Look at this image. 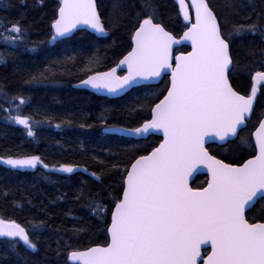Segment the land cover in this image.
<instances>
[{"label": "snow or ice", "instance_id": "6c2138e0", "mask_svg": "<svg viewBox=\"0 0 264 264\" xmlns=\"http://www.w3.org/2000/svg\"><path fill=\"white\" fill-rule=\"evenodd\" d=\"M37 3L42 5L43 0ZM177 3L187 22L181 40L190 42V52L173 56V45L181 40L159 22L156 0H140V11L134 13L131 23L127 54L108 71H93L92 65L99 63L94 57L82 69L92 74L77 87L105 90L113 96L159 78L162 73H168L170 81L159 102L145 98L132 108L130 114L147 108L150 119L144 117L134 128L105 127L106 132L127 137L147 138L162 133L163 139L151 151L145 150L146 154H138L126 163L121 191L113 198L111 209L95 200L89 202L87 206L103 219L109 239L103 246L69 251V264H264V223L250 222L245 214L257 202L264 201V119L258 121V127L248 136L242 135L254 110L258 86L264 87V70L251 74L247 95L236 91L231 82L249 68L238 67L234 61L231 50L234 38L257 34L264 37V14L250 5L256 15L253 21L238 0H226L232 13L237 16L243 13L244 22H238L228 16L221 18L209 0H191L190 4L177 0ZM127 19L128 13L120 0H115L108 15L99 10L97 0H59L47 43L70 42L74 32L83 29L107 36L110 27L118 28ZM228 25L231 31L226 32ZM26 34L27 28L20 20L6 24L0 19V45L11 48L7 56L0 52V64H6L7 57L26 44ZM27 50L36 51L34 47ZM261 52L264 55V50ZM72 60L74 57L52 61L48 67L31 74L25 83L54 78L56 68ZM121 66L126 73L117 75ZM11 100H19V104L16 115L10 119L33 137L32 117L21 111V105L28 101L22 96H13ZM100 119L105 120L103 116ZM230 138L240 139L253 148L252 158L236 166L217 159L206 147L210 141L227 142ZM3 162L14 169H34L37 165L49 168L39 156L9 157ZM200 166L207 169L209 179L206 187L193 188L188 180ZM117 167L118 163L111 165ZM52 170L74 171L70 165ZM90 175L100 179L94 172ZM44 223H32L30 235L25 227L0 217V238H11L13 251L22 242L36 252L33 235L44 228ZM207 244L211 253L205 260L201 246Z\"/></svg>", "mask_w": 264, "mask_h": 264}, {"label": "trees", "instance_id": "16d2710c", "mask_svg": "<svg viewBox=\"0 0 264 264\" xmlns=\"http://www.w3.org/2000/svg\"><path fill=\"white\" fill-rule=\"evenodd\" d=\"M115 0H97L104 15L112 11ZM128 19L118 28H109L105 38L79 31L70 42L47 43L51 35V24L59 7L57 0H0V19L7 24L17 20L27 28L26 44L6 64H0V217L13 220L25 227L32 235L31 224L44 221V228L33 235L38 251L32 252L22 243L11 249L10 239L0 238V264H69L67 254L73 249L84 250L92 246H103L108 240L103 219L93 213L87 205L95 200L111 209L113 198L121 191V175L126 163L138 154H146L156 147L160 138L131 140L107 135L102 130L108 125L137 127L143 118H150L145 108L131 113L145 98L156 103L165 94L168 82L163 79L156 86H145L131 90L119 99L109 100L84 90H75L72 85L83 80L90 72L82 69L90 57L98 58L93 71H106L114 67L130 50V29L134 13L140 11V0H120ZM221 18L228 16L232 21L244 22L231 12L226 0H209ZM245 6L247 14L256 20L250 5L264 14V0H238ZM8 5L5 8V5ZM158 20L167 31L179 37L186 25L179 17L177 6L172 0H156ZM239 11V9H237ZM223 23V19H222ZM231 31V25L224 29ZM35 48V52L28 51ZM232 56L238 67L248 65L232 79L236 91L246 95L251 88V74L264 70V37L257 34L234 38ZM11 48L0 45V52ZM182 47L175 52L185 53ZM57 67V75L38 83H25L31 74L48 67L52 61H67ZM5 93L7 95H5ZM264 87L260 92L252 117L242 133L248 136L263 113ZM22 96L28 102L21 105L24 115L32 117L33 137L27 136L22 125L16 124L11 116L16 115ZM104 117L102 122L100 117ZM71 121V123H67ZM60 127H56V125ZM84 124L81 128L79 125ZM211 154L225 163L240 165L252 157L253 148L241 143L240 139L228 142L223 147H209ZM39 156L48 169L37 168L33 172L19 171L3 161L7 158ZM119 164L111 168L112 164ZM61 165H70L74 171H53ZM83 169H87L84 171ZM96 173L100 177L90 175ZM204 182L196 178L191 185L201 187ZM7 193L4 196L3 193ZM77 197H80L77 199ZM250 222H264V202L247 212ZM110 220V213L107 216ZM79 230V231H77Z\"/></svg>", "mask_w": 264, "mask_h": 264}, {"label": "water", "instance_id": "95a60500", "mask_svg": "<svg viewBox=\"0 0 264 264\" xmlns=\"http://www.w3.org/2000/svg\"><path fill=\"white\" fill-rule=\"evenodd\" d=\"M58 2H59V0H57ZM172 2L177 6V8H178V11H179V17L181 18V20H182V22L184 23V24H186L187 22L186 21H184V19H183V15L182 14H180V8H179V4L177 3V0H172ZM191 3V0H186V4H190ZM193 11V16H194V10H192ZM79 31H84V32H87V33H91V34H93V35H95L97 38H105L106 36H98V35H96V34H94L91 30H87V29H83V30H77V31H75L74 32V34L76 33V32H79ZM186 31V30H185ZM183 33H184V31H183ZM183 33L178 37V38H176L175 36V38L177 39V40H181V37L183 36ZM73 34V35H74ZM131 43V42H130ZM181 47H187L188 48V52H190L192 49H191V44H190V42H187V41H183V40H181V42L179 43V44H176V45H173V56H175L174 55V51L176 50V49H180ZM187 53V52H186ZM186 53H183V54H186ZM127 54V53H126ZM125 54V55H126ZM180 54H182V53H178V54H176V55H180ZM123 58V57H122ZM121 58V59H122ZM120 59V60H121ZM119 60V61H120ZM119 61H118V63H119ZM117 63V64H118ZM116 64V65H117ZM115 65V66H116ZM114 66V67H115ZM113 68V67H112ZM106 71H108V70H106ZM103 72V71H102ZM126 73V68L124 67V66H121V68L120 69H117V75H124ZM163 77H168V81H170V75L168 74V73H162V75H161V77H159V78H155V79H153V80H151V81H145V82H143L141 85H138V86H136V87H134V88H132V89H129V90H127V91H125V92H122L120 95H117V96H113V95H109L105 90H94V89H91L90 87H77V85H79L80 84V81L79 82H77V83H75V84H73L72 85V88L73 89H75V90H84V91H87V92H89V93H91V94H94L95 96H98V97H103V98H106V99H109V100H114V99H119V98H121V97H123L124 95H126L127 93H129L131 90H133V89H136V88H139V87H145V86H156L157 84H159V82L163 79ZM86 79V78H85ZM166 94V93H165ZM258 94H259V89H258ZM258 94H257V96H258ZM163 98V97H162ZM161 98V99H162ZM159 102V101H158ZM256 102H257V99H256V101L254 102V108H255V106H256ZM263 109H264V107H263ZM254 111V110H253ZM264 111V110H263ZM252 114H253V112L250 114V119H251V117H252ZM150 119V118H149ZM250 119L248 120V121H246V123H248L249 121H250ZM262 119H264V114H263V117H262ZM257 127H258V125H257ZM255 130V129H254ZM102 132L104 133V134H107V135H113V136H118V137H122V138H127V139H131V140H136V141H138V140H146L147 138H149V137H158V138H160L161 139V141H162V139H163V135H162V133H154V134H152V135H149L147 138H140V137H127V136H125V135H123L122 133H112V132H106L105 131V128L102 130ZM235 139H228L227 140V142H222V141H219V140H216V141H210L209 142V144L208 145H206V147H208V146H210V145H216V146H219V147H221V146H225L228 142H232V141H234ZM253 144H254V140H253ZM158 146V145H157ZM252 158V157H251ZM251 158H249V159H251ZM248 160V159H247ZM246 161V160H245ZM244 161V162H245ZM243 162V163H244ZM242 163V164H243ZM241 164V165H242ZM236 166H240V165H236ZM37 168H43L41 165H37V167L36 168H16V169H18L19 171H25V172H33V171H35ZM206 176L207 177V180L209 179V175H208V172H207V169L206 168H204L203 166H200V168L198 169V170H196V171H194L193 173H192V175L189 177V180H188V182H189V185L191 186V184L195 181V179L198 177V176ZM206 187V186H205ZM253 208V207H252ZM251 208V209H252ZM251 209H248V210H246V213L245 214H247V212L249 211V210H251ZM258 223H261V222H258ZM264 223V222H263ZM107 237H108V235H107ZM5 239H11V238H7V237H4ZM108 239H109V237H108ZM22 243V242H21ZM23 244V243H22ZM92 247H95V246H92ZM205 249H207V252L206 253H204L205 252ZM210 253H211V246H210V244H207V245H202L201 246V254L204 256V258H205V260L207 259V256L208 255H210ZM67 258H68V254H67ZM67 262L69 263V261H68V259H67ZM200 264H202V262H200Z\"/></svg>", "mask_w": 264, "mask_h": 264}, {"label": "flooded vegetation", "instance_id": "af4514ba", "mask_svg": "<svg viewBox=\"0 0 264 264\" xmlns=\"http://www.w3.org/2000/svg\"><path fill=\"white\" fill-rule=\"evenodd\" d=\"M163 79H167V82L169 83V81H168V77H163ZM162 79V80H163ZM161 80V81H162ZM160 81V82H161ZM251 84H252V81H251ZM168 86V85H167ZM251 89V88H250ZM258 89H259V94H258V96H257V100H258V98H259V95H260V92H261V90H262V87L261 86H258ZM250 92V90L248 91V93ZM247 93V94H248ZM246 94V95H247ZM257 103V102H256ZM263 107H264V100H263ZM264 110V109H263ZM263 114H264V111H263V113H262V115L260 116V118L257 120V122H256V124H255V126L253 127V129L251 130V131H254V129H255V127H257V125H258V121L260 120V119H262V117H263ZM248 124V123H247ZM211 146H216V145H210V146H208V147H211ZM216 147H219V146H216ZM221 147H223V146H221ZM253 153H254V149H253ZM254 155V154H253ZM251 158V157H250ZM218 159V158H217ZM243 163V162H242ZM241 163V164H242ZM240 164V165H241ZM197 178H199V179H201L203 182H204V184L201 186V187H205L206 186V182H207V177L206 176H198ZM196 180V179H195ZM193 184V183H192ZM191 184V185H192ZM261 202V201H260ZM262 202H264V201H262ZM261 223H263V222H261Z\"/></svg>", "mask_w": 264, "mask_h": 264}, {"label": "bare ground", "instance_id": "6f19581e", "mask_svg": "<svg viewBox=\"0 0 264 264\" xmlns=\"http://www.w3.org/2000/svg\"><path fill=\"white\" fill-rule=\"evenodd\" d=\"M91 34V33H90ZM93 35V34H92ZM95 36V35H94ZM96 37V36H95ZM87 78V77H86ZM85 79V78H84Z\"/></svg>", "mask_w": 264, "mask_h": 264}]
</instances>
